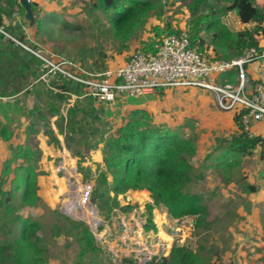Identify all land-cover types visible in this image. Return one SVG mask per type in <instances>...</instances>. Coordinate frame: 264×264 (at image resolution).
Listing matches in <instances>:
<instances>
[{
    "label": "rangeland",
    "instance_id": "1",
    "mask_svg": "<svg viewBox=\"0 0 264 264\" xmlns=\"http://www.w3.org/2000/svg\"><path fill=\"white\" fill-rule=\"evenodd\" d=\"M88 2L46 0L42 12L44 31L40 37L35 36V24L31 27L26 23L29 40L46 50L52 59L65 60L62 62L72 72L93 74L121 66L137 46L154 48L168 34L167 24L184 30L191 19L183 0H169L162 15L150 17L125 49L114 37L106 14L102 10L89 11ZM239 5L240 14L233 11L225 17L230 28L246 26L252 14L264 19V0H252L251 4L239 0ZM24 20L13 17L7 25H20ZM262 39L264 42V35ZM205 52L209 57L215 55L212 46ZM44 101L45 97L41 98L40 104ZM34 103L33 96L25 93L0 98V128L8 125L13 132L9 141L0 136V179L11 156V146L25 141L30 123L28 110ZM104 108V116L116 127L131 110L144 109L154 123L181 127L195 141L197 152L191 161L204 178L195 181L190 189L203 196L209 207L208 216L197 225L195 217L173 219L164 209L156 208L157 231L147 232L146 206L151 198L145 190L119 196L123 208L113 207L108 214V208H101L92 201L101 151H92L83 160L75 155L76 144L68 148L62 135L59 136L61 145L50 142L49 136L41 132L35 138L43 150L38 179L41 201L35 207L21 208L20 213L39 219L45 228L44 232H39L44 235L43 244L48 254L44 264H122L125 258L148 264L154 257L169 254L175 244L197 251L204 256L205 264H264V161L258 153L255 157H244L228 174L223 168L205 167L211 162L204 161L205 156L217 153L220 139L240 132L236 112L221 109L211 91L199 88L156 90L138 97L118 98ZM55 120L56 117L52 118L51 124L58 131ZM83 167H90L94 173L88 177ZM12 177L13 174L5 177V188L9 187ZM252 185L259 190L251 192ZM126 207L131 208L125 210ZM57 210L73 220L86 222L102 252L81 259L78 242L65 232L56 234L54 225L64 224L63 218L54 213Z\"/></svg>",
    "mask_w": 264,
    "mask_h": 264
},
{
    "label": "trees",
    "instance_id": "2",
    "mask_svg": "<svg viewBox=\"0 0 264 264\" xmlns=\"http://www.w3.org/2000/svg\"><path fill=\"white\" fill-rule=\"evenodd\" d=\"M191 14L187 25L193 46L211 59H231L244 49L259 47L264 35V19L250 16L248 24L241 28H230L225 17L235 11L240 14L239 0H183ZM249 4L252 0H245ZM169 0H89V11L102 10L110 23L112 33L121 41L123 48L129 47L130 39L143 29L152 16H161ZM36 21V37L44 31L43 10L31 1ZM17 12L24 16L20 0H0V25L23 43L37 48L20 25L6 24V19ZM19 17V18H20ZM24 19V18H23ZM24 23L28 24L26 20ZM168 34L180 33L171 24ZM159 34V33H158ZM160 36V35H159ZM213 47L214 56L206 55ZM151 50L149 48H145ZM153 49V47H152ZM44 62L31 51L8 39L0 32V98L22 93L32 95L35 103L28 110L30 123L26 128L25 141L11 146V156L4 165L0 179V264H44L48 259L40 231H45L42 222L32 216H24L20 209L39 205L40 175L39 161L43 150L35 138L39 133L49 136L50 142L61 145L60 135L66 146L76 144L75 155L85 160L92 151H101L102 161L97 163L98 176L93 189L92 201L101 208L121 207L119 196L132 191L149 192L151 203L147 204L149 217L145 223L147 232L155 233L154 210L164 209L173 219L195 217L198 223L208 216L209 207L203 196L190 188L195 181L204 178L192 163L197 152L195 141L181 127L156 124L144 109H133L124 122L116 127L104 116L105 104L97 103L86 95L85 87L61 75L43 79L48 70ZM236 72L220 76L222 82H235ZM18 83V84H17ZM160 91L165 89H159ZM45 97L44 104L40 99ZM56 117L54 123L51 119ZM240 132L223 137L215 152L208 153L204 161H211L206 168H223L225 174L239 164L244 157H255L264 161V136L250 137L243 130L239 115L235 116ZM0 136L9 141L13 132L2 125ZM88 154V155H87ZM21 161L15 165L13 162ZM81 162V161H80ZM90 177L94 171L83 167ZM13 174L9 187L5 188V177ZM227 181L228 177H227ZM257 186H250L257 192ZM131 208V207H130ZM129 207L124 208L129 210ZM64 224L54 225L56 234L65 232L79 244V257L98 255L102 248L88 224L73 220L60 211ZM205 258L186 245L175 244L169 254L154 257L148 264H205ZM122 264H138L125 258Z\"/></svg>",
    "mask_w": 264,
    "mask_h": 264
},
{
    "label": "built area",
    "instance_id": "3",
    "mask_svg": "<svg viewBox=\"0 0 264 264\" xmlns=\"http://www.w3.org/2000/svg\"><path fill=\"white\" fill-rule=\"evenodd\" d=\"M13 17L20 16L15 12ZM20 24L28 34L27 25ZM0 32L43 60L48 68L43 74L45 81L57 75L72 79L82 84L86 95L97 103L113 104L118 98L138 97L159 89L199 88L211 91L221 109L236 112L250 137L258 135L255 125L264 121V45L248 47L231 59H211L192 45L184 29L165 35L151 50L137 46L121 66L92 74L72 72L62 62L65 60L52 59L40 46L23 43L4 25H0ZM255 62L259 65L257 79L249 70ZM230 71L236 72V81L222 82L220 76Z\"/></svg>",
    "mask_w": 264,
    "mask_h": 264
},
{
    "label": "crops",
    "instance_id": "4",
    "mask_svg": "<svg viewBox=\"0 0 264 264\" xmlns=\"http://www.w3.org/2000/svg\"><path fill=\"white\" fill-rule=\"evenodd\" d=\"M31 1H35V2H37L38 3V5H39V7L44 11L45 10V8L43 7V4L46 2V0H31ZM49 1V0H48ZM19 14V13H18ZM20 16V15H19ZM12 18L13 17H11V18H8V19H6V24L7 23H9V22H11V20H12ZM21 19H22V17H20ZM23 18H24V16H23ZM25 19V18H24ZM11 24V23H10ZM29 24V23H28ZM9 25V24H8ZM30 25V24H29ZM31 27H32V25H30ZM30 32V31H29ZM263 40V39H262ZM260 44L261 45H264V42H262V41H260ZM249 70H250V73H251V75H252V77L253 78H258L259 76H260V74H259V65H258V62H255V63H253V64H251L250 66H249ZM255 129H256V132H257V134L258 135H262V136H264V121L263 122H261V123H258V124H256L255 125ZM101 153V152H100ZM99 155H101L100 156V158L99 159H97V161L98 162H101L102 161V153L101 154H99Z\"/></svg>",
    "mask_w": 264,
    "mask_h": 264
},
{
    "label": "water",
    "instance_id": "5",
    "mask_svg": "<svg viewBox=\"0 0 264 264\" xmlns=\"http://www.w3.org/2000/svg\"><path fill=\"white\" fill-rule=\"evenodd\" d=\"M24 8V18L30 24L34 25L36 21L35 13L31 4V0H20Z\"/></svg>",
    "mask_w": 264,
    "mask_h": 264
}]
</instances>
